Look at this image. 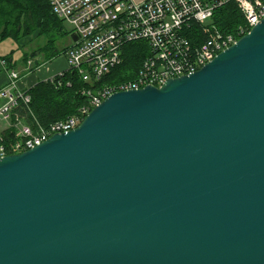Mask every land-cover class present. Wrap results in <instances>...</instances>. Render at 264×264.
Masks as SVG:
<instances>
[{
    "label": "water",
    "instance_id": "water-1",
    "mask_svg": "<svg viewBox=\"0 0 264 264\" xmlns=\"http://www.w3.org/2000/svg\"><path fill=\"white\" fill-rule=\"evenodd\" d=\"M0 264H264V18L1 157Z\"/></svg>",
    "mask_w": 264,
    "mask_h": 264
},
{
    "label": "built area",
    "instance_id": "built-area-1",
    "mask_svg": "<svg viewBox=\"0 0 264 264\" xmlns=\"http://www.w3.org/2000/svg\"><path fill=\"white\" fill-rule=\"evenodd\" d=\"M227 1L48 0L53 13L70 25V35H77L66 52L67 70L77 71L82 81L89 83L82 90L88 103L75 115L35 129L19 113L20 107L30 106L31 95L21 89L20 73L11 70L9 83L0 91L5 99L0 119L9 122L8 128L15 131L17 139L7 146L0 135V158L40 145L55 133L75 129L116 92L149 85L161 87L170 78L202 68L264 18V0H235L246 22L233 32L222 31L213 23V17L215 10ZM200 35L206 38L197 42ZM134 41H144L149 48L140 70L128 79L101 83L114 67L123 63L124 45Z\"/></svg>",
    "mask_w": 264,
    "mask_h": 264
},
{
    "label": "trees",
    "instance_id": "trees-1",
    "mask_svg": "<svg viewBox=\"0 0 264 264\" xmlns=\"http://www.w3.org/2000/svg\"><path fill=\"white\" fill-rule=\"evenodd\" d=\"M245 22L242 10L235 0H228L214 12L213 23L225 32H233ZM62 23L63 21L53 13L48 0H0V41L10 38L18 42L21 34H32L37 30V35L50 34L53 29L62 33ZM205 38L206 36L200 35L196 41L202 42ZM55 43L56 39L51 35L48 47L45 48L49 51L46 61L65 54L70 48L69 46L60 50L56 48ZM124 49L123 63L114 67L112 73L103 78L101 83L128 79L138 72L135 68L139 67L146 56L147 43L131 42ZM39 65L40 62L37 61L31 70ZM87 86L89 83L82 81L77 71L66 69L62 75L54 76L53 80L40 81L28 89L31 104L20 107L19 113L24 122L31 124L35 129L39 126L49 127L57 120L77 114L79 109L88 103L87 96L82 93ZM16 139L15 131L7 128L1 140L8 146Z\"/></svg>",
    "mask_w": 264,
    "mask_h": 264
},
{
    "label": "rangeland",
    "instance_id": "rangeland-1",
    "mask_svg": "<svg viewBox=\"0 0 264 264\" xmlns=\"http://www.w3.org/2000/svg\"><path fill=\"white\" fill-rule=\"evenodd\" d=\"M62 28L63 32L58 33L57 30L54 31L51 30L50 34H43V35H37V32L39 30L35 31L34 33H29V34H21V39H17L18 42H16L14 39L8 40L7 41V46L12 47L13 50V55H14V60H16V69L17 71L24 72L25 77H27V74L30 72L28 71L29 69L31 70L32 67L35 66L37 61L40 62L41 66L38 69H35V71H32L31 73L34 72L32 75L33 78H39L40 80L42 79V74L43 76L49 78L52 76L59 75L61 72L65 71L68 69V63H67V58H66V53L61 54L52 60L46 61L48 54V50H45V48L48 47V42L49 38L52 35L56 39L55 46L56 48L62 50L64 48H68L72 44V39L70 37V30L71 27L67 23H62ZM67 32V34H64ZM15 45V46H14ZM13 58V57H12ZM143 62V61H142ZM28 64V70L26 69V66ZM139 66V67H138ZM137 69L135 70L139 71L142 63L138 65ZM21 75V73H20ZM37 79V81L39 80ZM62 84V82L60 81ZM0 123H4V129L9 127V122H6L5 120L0 119ZM1 125V124H0ZM0 133H1V126H0Z\"/></svg>",
    "mask_w": 264,
    "mask_h": 264
},
{
    "label": "crops",
    "instance_id": "crops-1",
    "mask_svg": "<svg viewBox=\"0 0 264 264\" xmlns=\"http://www.w3.org/2000/svg\"><path fill=\"white\" fill-rule=\"evenodd\" d=\"M137 1H143V0H137ZM8 40H12V39L8 38V39L0 41V91L3 87H5L9 83L10 71L17 68L16 67V60H14L12 47L7 46ZM40 67L41 66H38L35 69L39 70ZM26 69L28 70V64L26 66ZM35 69H33V70L29 69L28 71L30 73L27 74V77H25L24 72H20L21 73V79H20L19 85H20L21 89H25V90L27 89L28 90L31 87H33L36 83L48 79L47 77L43 76V74L41 76L42 77L41 80L39 78H33L32 75L34 74V72L33 73H31V72L35 71ZM37 79H39V80L37 81ZM4 103H5V99L0 96V107H2ZM0 124H1L0 125L1 126L0 135L3 136V132L7 128L4 129V123H0ZM12 143H15V141Z\"/></svg>",
    "mask_w": 264,
    "mask_h": 264
},
{
    "label": "bare ground",
    "instance_id": "bare-ground-1",
    "mask_svg": "<svg viewBox=\"0 0 264 264\" xmlns=\"http://www.w3.org/2000/svg\"><path fill=\"white\" fill-rule=\"evenodd\" d=\"M135 42V41H134ZM141 42H144V41H141ZM129 43H131V42H128V43H126L125 45H124V47H123V50H125L124 48H125V46L127 45V44H129ZM148 51H149V48H148ZM147 50H146V52H148ZM36 124L38 123V122H35ZM46 141V140H45ZM13 144H15V143H10L9 145H13ZM8 145V146H9Z\"/></svg>",
    "mask_w": 264,
    "mask_h": 264
}]
</instances>
